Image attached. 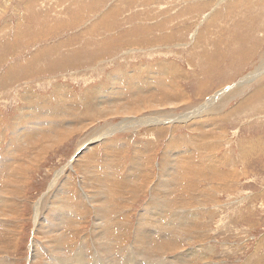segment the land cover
I'll list each match as a JSON object with an SVG mask.
<instances>
[{"label":"rangeland","instance_id":"374dc122","mask_svg":"<svg viewBox=\"0 0 264 264\" xmlns=\"http://www.w3.org/2000/svg\"><path fill=\"white\" fill-rule=\"evenodd\" d=\"M263 64L264 0H0V264H264Z\"/></svg>","mask_w":264,"mask_h":264},{"label":"bare ground","instance_id":"6f19581e","mask_svg":"<svg viewBox=\"0 0 264 264\" xmlns=\"http://www.w3.org/2000/svg\"><path fill=\"white\" fill-rule=\"evenodd\" d=\"M264 65V64H263ZM255 72V71H254ZM249 73V72H248ZM253 72H251V74H252ZM256 73H257V71H256ZM255 73V74H256ZM218 93V92H217ZM223 93V92H222ZM221 93L219 92V94L218 95H220ZM208 105V104H207ZM246 105V104H245ZM248 108V107H247ZM252 109V108H251ZM201 108H200V110H198V112H196V111H194V112H196V113H194V114H196V115H200V113H201ZM21 112V111H20ZM20 114H21V116H22V113H19V116H20ZM18 117V116H17ZM186 118H190V114H189V116L186 114ZM185 118V119H186ZM183 119V118H182ZM16 120H18V118H16ZM175 120V119H174ZM145 122V121H144ZM177 123V122H176ZM19 127V126H18ZM16 130V129H15ZM14 134H20V131H19V129L18 130H16V131H14ZM19 137V136H18ZM98 140H99V138H97ZM46 140V139H45ZM32 144V143H31ZM23 154V153H22ZM14 160V159H13ZM69 161H71V159H69ZM18 162V161H17ZM18 163H20V162H18ZM16 164V163H15ZM16 166V165H15ZM11 174L12 175H14L15 174V171L14 170H12L11 171ZM13 178V177H12ZM178 178V177H177ZM180 179V178H179ZM209 187V186H208ZM184 191V190H183ZM110 193V192H109ZM71 195V194H70ZM68 196H69V194H68ZM71 198V197H70ZM69 198V199H70ZM1 199V198H0ZM60 201V200H59ZM158 203V202H157ZM36 204V203H35ZM72 205V204H71ZM69 208V207H68ZM67 208V209H68ZM75 209H77V208H75ZM74 209V210H75ZM147 209V208H146ZM62 210H60L59 212H60V215H59V217H61L64 213H62L61 212ZM80 211H81V208H80ZM99 211V210H98ZM144 211V210H143ZM64 212H66V211H64ZM68 212V211H67ZM70 212V211H69ZM75 213H76V211H74ZM145 212V211H144ZM54 214H56V211L55 212H53ZM53 213H51V214H53ZM192 213V212H191ZM77 214V213H76ZM150 214L151 213H149V215L148 216H150ZM167 214V213H166ZM57 215V214H56ZM57 215V216H58ZM193 215V214H192ZM55 216V215H54ZM68 216V215H67ZM164 216V215H163ZM182 216V215H181ZM199 216V215H198ZM63 217H64V215H63ZM77 217V216H76ZM200 217V216H199ZM65 218V217H64ZM68 218V217H67ZM161 218V217H160ZM159 218V219H160ZM55 220H56V222H54L53 220H52V222L50 223V228L51 229H53V227H52V225H55V224H57L58 223V221H59V218L58 217H55L54 218ZM70 219V218H69ZM103 220V219H102ZM101 220V221H102ZM62 221V220H61ZM68 221V220H67ZM64 222V221H63ZM161 222V221H160ZM173 222V221H172ZM62 223V222H61ZM98 223V222H97ZM100 223V222H99ZM159 223V222H158ZM181 223V222H180ZM45 225V224H44ZM58 225H60V223L58 224ZM69 225V224H68ZM77 225V224H76ZM180 225H182V224H180ZM49 226H48V230H49ZM98 226L99 225H97V228H98ZM6 227V226H5ZM10 227V226H9ZM8 227V228H9ZM46 227V226H45ZM140 227V226H139ZM12 228V227H11ZM10 228V229H11ZM79 228V227H78ZM13 229H14V227H13ZM45 229V228H44ZM77 229V228H76ZM43 230V229H42ZM72 230V229H71ZM150 229H148V230H146L145 232H146V234L144 233L143 235L145 236V237H143L141 240H146V241H150L151 242V244L150 243H148V244H150L151 245V247H155V245H154V243L150 240V239H152L153 238V236L155 237V238H158V240H160V239H163V238H165L166 237V235H165V233L162 235L161 233H156V231H155V233L156 234H152V233H154V232H152V231H149ZM44 231V230H43ZM5 232V231H4ZM49 232H50V230H49ZM59 232V231H58ZM73 232V231H72ZM158 232V231H157ZM2 233V232H1ZM6 233V232H5ZM11 233V232H10ZM52 233H53V231H52ZM69 233V232H68ZM97 233V232H96ZM4 234V233H3ZM3 234H1V236L3 235ZM47 234H49L50 235V233H47ZM62 234V233H61ZM60 234V235H61ZM64 234H66V233H64ZM63 234V235H64ZM98 234V233H97ZM45 235V234H44ZM69 235V234H68ZM100 235V234H99ZM48 236V235H47ZM6 237V236H5ZM56 237H57V235H56ZM66 237V236H65ZM2 238H4V237H2ZM48 238H49V236H48ZM51 238V237H50ZM187 238V237H186ZM83 239V238H82ZM4 240V239H3ZM3 240H1V238H0V248L1 247H4L5 248V246H3V245H6V244H3V242H5V241H3ZM140 240V241H141ZM34 241V240H33ZM32 241V242H33ZM37 241H39V240H37ZM102 241V240H101ZM162 241V240H161ZM35 242V241H34ZM34 242H33V244H32V246H31V249H32V257H34V255L37 253H35L34 254ZM7 243V242H6ZM41 244V243H40ZM8 246V245H7ZM42 246V245H41ZM48 246V245H47ZM56 246V245H55ZM54 246V247H55ZM63 246V245H62ZM172 246V245H171ZM44 247V246H43ZM43 247H41V248H43ZM141 247V246H140ZM143 247H146L145 245H143ZM142 247V248H143ZM174 247V246H173ZM3 248V249H4ZM10 248V247H9ZM56 248V247H55ZM138 248V247H137ZM150 248V247H149ZM64 249V248H63ZM85 249V248H84ZM93 249V248H92ZM146 250H147V248H145ZM195 249V248H194ZM1 250H2V248H1ZM59 249H57V251H58ZM104 250V249H103ZM139 249H137V250H135L136 252L138 251ZM141 250V249H140ZM151 250V249H150ZM183 250H185V249H183ZM191 250V249H190ZM190 250H188V249H186L185 250V253H183V251H182V253L183 254H181V253H179L180 255L178 256L179 258L176 260V261H178V262H180L181 260H183L184 258H185V256L187 255V253H190L189 251ZM36 251H38V250H36ZM40 251H42L41 249H40ZM60 251V250H59ZM62 251V250H61ZM65 251V250H64ZM68 251V250H67ZM70 251V250H69ZM179 251H180V249H179ZM187 251V252H186ZM56 252V251H55ZM103 253V252H102ZM191 253H192V251H191ZM42 254H43V252H42ZM66 254V253H65ZM75 254V253H74ZM104 254V253H103ZM136 254H138V253H136ZM136 254H135V256H136ZM37 255V254H36ZM56 255H58V256H54V258H53V261H51V263H47V264H99L100 262H102V261H100L99 262V260L97 259L96 261H95V259L93 260V262H91V260L90 259H87V258H89L88 257V255H84V256H82V255H80V254H77L76 256H74V257H68L67 256V254L66 255H59V254H56ZM73 255V254H72ZM70 256V255H69ZM138 257H139V254L137 255ZM136 256V257H137ZM141 256V255H140ZM171 256V255H170ZM176 256V255H175ZM202 256V255H201ZM31 257V256H30ZM37 257V256H36ZM53 257V256H52ZM93 257V256H92ZM136 257H130V258H127V259H125L121 264H149L148 262L150 261H153V260H148V258L147 259H144V258H140L139 260H137L136 259ZM77 258H79V259H77ZM200 258V257H199ZM92 259V258H91ZM115 258H110V257H108V259L106 260V261H104V262H102V264H113V260H114ZM143 259V260H142ZM193 259V258H192ZM201 259V258H200ZM34 260V259H33ZM167 260H169V259H167ZM174 260V259H173ZM89 262H91V263H89ZM187 263V262H186ZM191 263V262H190ZM117 264H119V263H117ZM154 264H161V262H158V261H154ZM165 264H178V263H176V262H171V260L169 261V262H165Z\"/></svg>","mask_w":264,"mask_h":264},{"label":"water","instance_id":"95a60500","mask_svg":"<svg viewBox=\"0 0 264 264\" xmlns=\"http://www.w3.org/2000/svg\"><path fill=\"white\" fill-rule=\"evenodd\" d=\"M80 151H81V148L77 149L72 156H76Z\"/></svg>","mask_w":264,"mask_h":264}]
</instances>
